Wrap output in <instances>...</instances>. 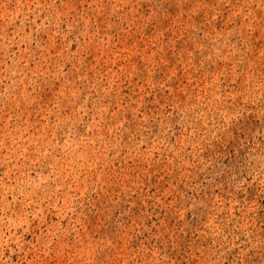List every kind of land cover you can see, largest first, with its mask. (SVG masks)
Returning <instances> with one entry per match:
<instances>
[{
    "label": "rangeland",
    "instance_id": "rangeland-1",
    "mask_svg": "<svg viewBox=\"0 0 264 264\" xmlns=\"http://www.w3.org/2000/svg\"><path fill=\"white\" fill-rule=\"evenodd\" d=\"M0 264H264V0H0Z\"/></svg>",
    "mask_w": 264,
    "mask_h": 264
}]
</instances>
